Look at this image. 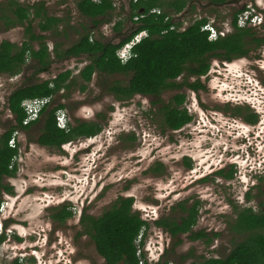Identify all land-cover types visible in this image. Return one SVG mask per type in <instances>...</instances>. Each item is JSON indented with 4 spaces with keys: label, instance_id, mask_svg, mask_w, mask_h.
I'll use <instances>...</instances> for the list:
<instances>
[{
    "label": "rangeland",
    "instance_id": "obj_1",
    "mask_svg": "<svg viewBox=\"0 0 264 264\" xmlns=\"http://www.w3.org/2000/svg\"><path fill=\"white\" fill-rule=\"evenodd\" d=\"M17 1L23 5L44 2L47 15L62 18L63 21L56 32L44 33L38 31L37 19L31 21L34 32L44 36L43 41L46 42L50 54L51 63L47 71L38 73L36 70L38 64L28 59L20 73L13 76L0 74V134L14 125L13 116L7 108V97L13 90L54 78L65 70L71 71L73 80L71 88L68 92L63 90L53 96L49 106L64 105L61 112L68 118L67 129L69 125L76 124V120L94 121L103 123L104 133L102 134L101 130L89 139H73L62 145L60 149L48 148L36 143L44 115H40L39 122L28 130L14 133L15 142L18 145V155L15 159L17 170L13 177L4 178L2 181L11 188V193L3 192L0 195L2 201L0 214L4 212L3 214L9 216L10 220L3 222L9 231L5 233L4 241L0 243V264H11L15 258L21 259L23 264H104L92 239L84 235L82 225L78 223L79 204L84 199L82 196L78 200V197L85 188L86 192L89 191L98 178L104 176L110 178V181L115 180L117 176L124 178L112 185L108 184V180L97 183V185L105 184L102 194L90 203L85 202L83 210H86V214L97 217L116 197L133 195V205L136 209L132 210L137 211L140 217L148 223L141 238L136 241L138 254L141 255L140 259L143 262L148 264L149 260H158L159 257L161 262L163 255H166L165 259L169 264H190L204 259L224 257L234 243L242 239V235L230 229L238 209L250 207L254 212L260 211L259 203L264 197V127L261 129L262 137L258 138V132L254 133L253 141H256L257 151L258 144L261 143L263 166L255 180L249 177V180L252 179L253 183L258 184L247 193L249 198L245 197L239 201L243 192L238 185L239 174L234 165L228 166L223 170L222 175H219L222 184L216 183V180L211 177H206L203 181L186 185V182H181V180L185 176L188 177L189 171L185 167L187 161L186 157L183 161H177L176 146L178 143L176 140L183 139L184 151L190 150L186 143L188 141L189 144L194 139H190L191 142H189L186 136L189 135L188 132L195 119L193 117L190 127H186L182 133H174L167 129L160 108L175 94L181 92L185 95L183 106L187 108L188 113H192L191 98L194 96L191 93L192 90L186 87L179 91L165 90L159 96L136 94L128 100L119 101L109 92L108 87L114 82L125 85L130 75L93 73L91 80L83 83L78 74L89 62L88 57L82 55L56 60L52 52L55 44L59 46V49L68 48L85 31H90L92 39H99L104 43H118L137 26L132 21L133 19H130V0H112L114 10L109 18H106L107 21L98 26H93L89 18L78 12L77 0ZM7 2V0H0V3ZM192 5L193 9L188 6L181 13L173 15V20L182 23V28L195 18L206 17L210 24L230 33L232 31L230 21L233 14L239 10L241 13L238 14V24L241 27L251 28V32L256 37L263 34L260 31L264 27L259 26V21L261 13H264V0H231L220 6H212L207 0H192ZM210 8L215 11H211ZM249 13L256 16V19L253 21L249 19L246 22V15ZM118 22L120 26L116 30L115 26ZM144 33L141 31L139 34ZM24 39L23 27L11 26L10 29L4 30L3 26H0V42L6 40L20 44ZM32 45L35 49L38 48L37 43H32ZM262 48L252 46L248 48V54L252 55L260 51L261 56L264 57ZM216 63L214 58H210L209 71H213ZM218 70L223 72L220 67ZM257 76L264 84V73L259 72ZM192 81L193 79L190 80ZM81 86H85V90H81ZM211 86L213 87L212 82H210ZM237 94L224 98L212 92L207 85L199 92H195L199 106H203V109L214 108L220 112L223 111L224 100L242 98L241 93ZM234 106V103L226 104L227 109ZM230 111V115L236 120L234 124L240 122L239 114L233 113V109ZM226 119L225 112V118L220 120V124H223ZM223 127L227 129L226 126ZM118 128H125L128 133H119ZM230 129L233 130L235 127ZM107 130L109 131L106 138L108 142L105 141ZM112 131H115L113 136L110 135ZM118 133L119 136H117ZM92 142L95 144L93 148H89L92 153L88 160L89 158L82 157V151L78 150ZM105 143H113V146L104 150ZM100 148V153L106 151V157L108 155L109 160L104 161L102 165L98 164L95 168L92 165V160L95 158L92 154L97 153ZM217 153L213 155L215 159H217ZM95 156L97 157L96 154ZM200 159L201 157L198 163ZM84 164L87 165V170L95 169L94 175L96 176L87 178L85 175L81 178ZM228 170L234 171L232 177L227 179L229 186L224 180L226 179L224 174L226 175ZM98 175L101 176L98 177ZM89 179L91 181L87 184ZM66 198L71 201L67 202ZM184 201L187 206L195 202L197 207V222L192 227V232L203 231L210 239L209 242L205 241L207 237L190 240V233H185L179 236L181 241L173 246L174 239H171L165 230L156 225L155 222L163 216L174 219L185 216L186 212L176 207L177 203ZM146 205H158L156 219L155 214L147 215L149 209ZM64 208L74 212L72 216L63 222L53 219L52 216ZM139 240H141V245H139ZM30 257L34 259V262L28 261Z\"/></svg>",
    "mask_w": 264,
    "mask_h": 264
},
{
    "label": "trees",
    "instance_id": "obj_2",
    "mask_svg": "<svg viewBox=\"0 0 264 264\" xmlns=\"http://www.w3.org/2000/svg\"><path fill=\"white\" fill-rule=\"evenodd\" d=\"M7 1L0 3V20L4 21L6 29L11 26L23 27L25 39L20 44L6 40L0 43V74L13 76L20 73L28 59L38 64L36 69L38 73L47 71L51 63L50 54L46 42L43 41L44 36L34 32L31 21L37 19L38 31L44 33L56 32L63 19L48 16L44 2L41 1L31 5H23L17 0ZM207 1L212 6H220L231 0ZM188 6L193 9L192 0H130V19H133L137 26L118 43H104L99 39H92L90 31H85L68 48L59 49L55 44L52 49L53 55L56 60L87 56L89 62L78 74L83 83H88L93 73L130 75L125 85L114 82L108 87L116 100L123 101L136 94L159 96L165 90L176 91L182 86L191 89L200 88L202 85L199 81L188 83L184 79L182 83L177 84L174 80L181 74L187 76L205 74L209 68L210 57L232 59L246 52V44L263 41L252 36L251 28L238 26V14L241 13L239 10L233 14L229 24L233 32L216 40L210 41L208 31L202 30V27L209 23L206 17L195 18L182 29V23L175 22L173 15L181 13ZM76 8L82 16L91 20L93 26H98L107 21L106 18H109L114 10V5L112 0H77ZM154 9L159 10V13L151 12ZM211 11L215 10L211 9ZM119 26L120 22L115 29L118 30ZM141 31H145L147 36L133 46L134 55L122 63L116 55L117 50ZM32 42H36L38 48L35 49ZM72 82L71 71L65 70L54 78L18 87L7 97V108L13 116L14 125L0 134V195L3 192L11 193V188L2 181L4 178L13 177L17 170L15 159L18 155V145L14 133L26 131L39 122L37 119L23 125L26 115L22 102L43 97H51L52 101L53 96L61 91L68 92ZM81 90H85V86H81ZM183 100L184 95L177 93L160 108L167 127L177 129L191 119L185 110L177 108ZM49 105L40 112L44 118L36 143L42 146L60 149L62 145L73 139L91 137L101 130L97 122L80 120H76V125L69 126L67 131L60 129L56 125V112L62 110L64 105L57 104L53 107ZM11 140L13 144L9 145ZM225 176L231 178L232 173L228 172ZM131 204V198H118L100 216L81 217L82 228L89 234L104 264H139L136 241L141 238L148 223L141 219L138 212L131 210ZM178 206L187 213L186 216L179 220L162 217L155 222L171 239H174L172 245H177L181 241L179 235L187 232L190 233V240L207 237L205 241L209 242L210 239L203 231L192 232L197 219L196 204L190 208H186L184 203ZM259 206V212H254L250 207L238 209L230 229L242 235V239L234 243L224 257L204 259L190 264H264V197ZM71 216L72 212L64 208L52 217L63 222ZM4 239L5 237L1 235L0 243ZM139 241L141 245V240ZM165 256H162L159 264H169ZM21 261L15 258L11 264H23ZM28 261L32 263L34 259L30 257Z\"/></svg>",
    "mask_w": 264,
    "mask_h": 264
},
{
    "label": "flooded vegetation",
    "instance_id": "obj_3",
    "mask_svg": "<svg viewBox=\"0 0 264 264\" xmlns=\"http://www.w3.org/2000/svg\"><path fill=\"white\" fill-rule=\"evenodd\" d=\"M249 15H251L249 17L250 21H253L256 19V16H254L252 13H249ZM249 19L247 20V22L249 21ZM0 26H3L4 30L6 29L4 21L2 20H0ZM259 26L264 27V13L263 14L261 13V20L259 21ZM242 27H245V26H242ZM260 32H263V34H261L260 37H256L254 33H252V36L259 39L260 41L261 40L263 41L259 43L253 41V42L246 44L245 46H247L246 48L247 50L243 55L233 57L232 59H219L216 57H210L212 59L214 58L215 61L217 62L213 66V71H209V68L211 67L210 58H209V61H208L209 68L205 74L198 75V76L196 75L187 76L186 74H181L179 77H177L178 82H176L177 78L174 80V82L177 84L182 83L184 79H186L188 83H196L197 81H199L202 87L197 88V89H191L189 87L182 86L180 87V89L176 90V91H179L185 87L192 90L191 93L194 94L193 98H191V101L193 102L191 104L193 112L188 113L187 108L183 106L184 101H185V95L181 92H178L184 95V100L180 105L177 106V108L179 110H185L187 114L191 117V119L188 122L179 126L177 129H172V127H167V129L173 131L174 133H182V131L186 127L187 128L190 127V123L192 122L193 117L195 119L193 125L190 128V131L188 132L189 135L186 136V139H189V142H191L190 139L192 138L194 139L193 142L188 144V141H187L186 143L187 145H189L188 150L189 149L190 150L184 151L185 149L183 147L184 146L183 143L185 144V142H183V139L180 138V140H176L178 143L176 146L177 147L176 149L177 150L176 152L177 161H183L184 157H186L187 162H186L185 167H187L189 171L187 174L188 177L186 176L183 177L181 182L184 181L186 182V185H193L194 183L205 180L206 177H211L213 178V180H216V183L222 184L221 183L222 181L219 179L221 178L219 177V175L221 176L223 173V170L226 169L228 166L231 167V165L232 166L234 165L235 169H237L238 174H239L237 178V180H239L238 185L241 188V192H243V194H241L242 196L239 197V201L247 197V193H249V191H251L253 188H255L258 185V184H255V182L253 183L252 179L249 180V177L255 180L256 179L255 177L259 175L260 171H262V166H263V153H262L261 143L258 144L259 148L257 151V144L255 143L256 141H253V139L255 137L254 136L255 131L258 132V136H257L258 138L262 137L261 129L264 127V84L259 81L258 76H257V73L259 72L264 73V57L261 56L260 51H258L257 53H253L252 55L248 54L249 53L248 48H251L252 46L253 48H258L261 46L263 47L262 49L264 50V29H262ZM32 43H36V42H32ZM219 67L221 68L223 72H220V70H218ZM191 79H193L192 82H190ZM210 82H212L213 87L212 86L210 87ZM205 85H207V87H209L212 90V92L216 93V95L224 96V98H229V96H235V94L237 93L239 94L241 93L242 95L240 96L242 98L224 100L223 101L224 104L222 107L223 111H221L222 113L220 111L215 110L214 108L203 109V106L201 105L199 106L197 102L195 92H199L201 89H204ZM237 89L239 91H236ZM227 103H234L235 106L227 109L226 108ZM231 109H233V113L237 115L239 114V118L241 120L237 124H234L236 123V120L233 119L232 116L230 115ZM225 112L227 114V119L223 122V124H220L221 122L220 120L222 118H225ZM246 112H248V114H246ZM86 122H89V121H86ZM75 125L76 124L72 126H75ZM99 125L101 126V130H102L103 123H99ZM223 126H226L227 129H224ZM233 126L235 127V129L231 130L230 128H232ZM114 132L115 131H112L110 135L113 136ZM118 132L124 134V133H128V130H125V128H118ZM103 133L104 132L102 130V134ZM119 133L117 134V136H119ZM108 134H109V131L107 130V132H105L106 142H108V140H106ZM91 137H78V138H84V139L88 138L89 139ZM94 144L95 143L92 142L90 144L83 146V148H80L78 150V151H82L81 153L82 157H85V159L89 158L88 160H90V156H91L90 153L92 152L89 151V148L90 149L93 148ZM105 146L106 148L104 150H107L111 146H113V143H105L103 147ZM100 152H101V148L98 149L97 153L94 152L97 155V157L95 156L94 153L92 154V156L95 157L92 160L93 161L92 165H94L95 168L98 167V164L102 165L104 161L107 162L109 160L108 155L106 157V151H104V153H100ZM215 152H218L217 159H215L213 156ZM239 152H241V154H239ZM199 157H201L200 163H198ZM190 160L191 162H189ZM86 167L87 165L84 164L82 168L84 172L82 173L81 178L82 177L84 178L85 175L87 178H92L93 176H96L94 175V172H96L95 169L91 171V170H87ZM106 167H108V165H106ZM108 172H110V170H108ZM230 172L233 173L234 171L231 170L229 171V173ZM100 176L101 175H98V177ZM122 178L124 177L117 176L115 180L110 181V178L108 177H105V176L100 177L98 178L97 182L94 183L93 188L89 189V191L87 192L85 188L81 192L80 196L78 197V200L82 196L84 197V199L81 200L82 202L80 201V204H79L80 210H79L78 223L80 225H81V222H80L81 217L84 215H88L86 214V210H83L84 203L85 202L90 203L91 201L94 200L95 197L97 198L99 195H101L102 191L104 190L105 184L103 185L102 183H100L99 184L100 186H99L97 185V183H99L100 181L105 182L106 180H108L109 181L108 184L112 185L114 183L119 182ZM225 178H226L224 179L226 182L225 184L229 186V182H227L229 178H227L226 176ZM90 181L91 179L87 181V184ZM144 183L146 182L144 181ZM108 184H106V186ZM172 192L174 193L176 191H172ZM86 193L87 195H85ZM118 198H123V199L131 198L132 204L130 205V208L131 210L136 209L135 206L133 205V198H134L133 195H129V196L125 195V197H123V195H120L116 197L114 201L110 203V205L108 206L106 210H108L112 206V204L117 201ZM199 198L202 199L203 197L199 196ZM66 199H67L66 200L67 202L71 201L68 198ZM262 201H263V198L261 199L259 205H261ZM58 203H62V202H58ZM183 203H185V201L177 203L176 207L180 208V206L178 205L183 204ZM193 204H195V202L189 206H187L185 203V207L190 208ZM62 206L63 205H61V207ZM146 207H148L149 209L147 212L148 213L147 215L155 214L154 218L156 219L157 218L156 212H157V209L159 208L158 205H146ZM133 212H137V211H133ZM3 213L4 212L0 214V223H1L0 236L3 235L5 237V233L8 232L9 230L6 227L7 225H4V223H6V221L9 220V216H5L6 214H3ZM88 216L94 217L91 215H88ZM163 217H166V216H163ZM196 222H197V219H196ZM84 235L90 238L89 234H87L86 232H84Z\"/></svg>",
    "mask_w": 264,
    "mask_h": 264
},
{
    "label": "built area",
    "instance_id": "obj_4",
    "mask_svg": "<svg viewBox=\"0 0 264 264\" xmlns=\"http://www.w3.org/2000/svg\"><path fill=\"white\" fill-rule=\"evenodd\" d=\"M133 1H136V0H133ZM151 12L159 13V10L154 9ZM247 20H248V14L246 15V22H247ZM237 23H239V20L237 21ZM238 26L241 27L239 24H238ZM182 29H180V30H182ZM202 30L208 31V39L210 41L216 40L219 37H223L227 33V30L218 29L210 23H206L202 27ZM144 32L145 31H143V33ZM144 36H146V33H144L143 35H140L139 33L135 34L128 42H126L122 47H120L117 50V56L122 63H125L128 60L129 50L135 44H137ZM50 102H51V97H43V98H34V99L24 100L22 102V107L24 109L26 117L22 122L23 125H27L30 122H33V121L39 119L41 110L44 107H46ZM67 124H68L67 116L65 114H63V112H61V110H58L56 112V125H57V127L60 129H63V130H67ZM12 144H13V141L12 140L9 141V145H12ZM0 211H1V209H0ZM137 255L139 257V264H146L145 262H143L140 259L141 256H139L138 252H137ZM159 262H160V259H158V260L151 259V260H149L148 264H157Z\"/></svg>",
    "mask_w": 264,
    "mask_h": 264
},
{
    "label": "clouds",
    "instance_id": "obj_5",
    "mask_svg": "<svg viewBox=\"0 0 264 264\" xmlns=\"http://www.w3.org/2000/svg\"><path fill=\"white\" fill-rule=\"evenodd\" d=\"M250 16H251V15L248 14V19H249ZM146 36H147V33H146ZM146 36H144V37H146ZM144 37H143V38H144ZM132 48H133V47H132ZM132 48L129 50V58H130L131 56L134 55L133 52H132ZM116 55H117V52H116ZM129 58H128V59H129ZM0 232H1V223H0ZM159 259H160V257H159Z\"/></svg>",
    "mask_w": 264,
    "mask_h": 264
}]
</instances>
